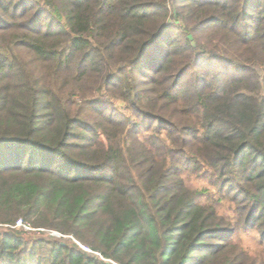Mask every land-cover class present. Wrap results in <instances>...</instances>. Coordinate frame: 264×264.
<instances>
[{"label": "trees", "instance_id": "1", "mask_svg": "<svg viewBox=\"0 0 264 264\" xmlns=\"http://www.w3.org/2000/svg\"><path fill=\"white\" fill-rule=\"evenodd\" d=\"M0 264H264V0H0Z\"/></svg>", "mask_w": 264, "mask_h": 264}, {"label": "rangeland", "instance_id": "2", "mask_svg": "<svg viewBox=\"0 0 264 264\" xmlns=\"http://www.w3.org/2000/svg\"><path fill=\"white\" fill-rule=\"evenodd\" d=\"M123 105V104H122ZM17 226H21L25 231H31L32 229L28 228L27 225H23L21 223V225H17ZM27 227V228H24ZM41 231H43L42 235L41 234H37L38 236H43V237H46L48 235H53V236H57V237H61L62 235L56 231H52V230H44V229H41ZM38 232V231H37ZM257 235L258 234H247V235H243V240H244V243L245 245L252 251H256L257 250ZM84 248V247H83Z\"/></svg>", "mask_w": 264, "mask_h": 264}, {"label": "built area", "instance_id": "3", "mask_svg": "<svg viewBox=\"0 0 264 264\" xmlns=\"http://www.w3.org/2000/svg\"><path fill=\"white\" fill-rule=\"evenodd\" d=\"M17 225H21V222H20V221H18ZM24 228H27V227H25V226H24Z\"/></svg>", "mask_w": 264, "mask_h": 264}]
</instances>
